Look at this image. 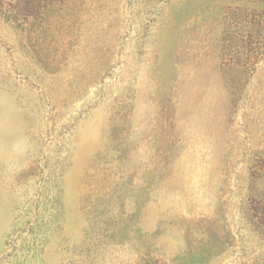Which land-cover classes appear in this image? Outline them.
Listing matches in <instances>:
<instances>
[{
  "label": "rangeland",
  "instance_id": "obj_1",
  "mask_svg": "<svg viewBox=\"0 0 264 264\" xmlns=\"http://www.w3.org/2000/svg\"><path fill=\"white\" fill-rule=\"evenodd\" d=\"M67 1L55 72L0 20V264H264V56L221 59L264 2Z\"/></svg>",
  "mask_w": 264,
  "mask_h": 264
},
{
  "label": "trees",
  "instance_id": "obj_2",
  "mask_svg": "<svg viewBox=\"0 0 264 264\" xmlns=\"http://www.w3.org/2000/svg\"><path fill=\"white\" fill-rule=\"evenodd\" d=\"M67 8V0H0V20L25 34L35 60L44 70L55 72L72 45L53 38L65 27L62 14ZM222 41L223 78L235 95L264 56V10L230 9L225 15Z\"/></svg>",
  "mask_w": 264,
  "mask_h": 264
}]
</instances>
